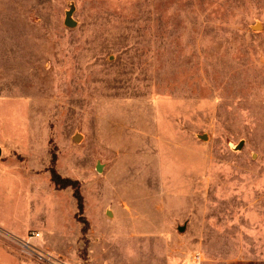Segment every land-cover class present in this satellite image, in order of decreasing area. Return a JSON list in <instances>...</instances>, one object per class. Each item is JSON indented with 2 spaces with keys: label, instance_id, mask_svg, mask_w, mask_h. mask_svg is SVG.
<instances>
[{
  "label": "rangeland",
  "instance_id": "374dc122",
  "mask_svg": "<svg viewBox=\"0 0 264 264\" xmlns=\"http://www.w3.org/2000/svg\"><path fill=\"white\" fill-rule=\"evenodd\" d=\"M0 148V264H264V0H0Z\"/></svg>",
  "mask_w": 264,
  "mask_h": 264
},
{
  "label": "trees",
  "instance_id": "16d2710c",
  "mask_svg": "<svg viewBox=\"0 0 264 264\" xmlns=\"http://www.w3.org/2000/svg\"><path fill=\"white\" fill-rule=\"evenodd\" d=\"M55 161V156H52V163ZM51 171V179L55 183L58 189H63L67 187H73L74 196L78 201L79 210L76 213V218L83 224L82 226V235L85 236L90 230V223L88 219L84 216V197L80 192V183L78 180H74L69 177H63L58 173V171L52 167Z\"/></svg>",
  "mask_w": 264,
  "mask_h": 264
},
{
  "label": "water",
  "instance_id": "95a60500",
  "mask_svg": "<svg viewBox=\"0 0 264 264\" xmlns=\"http://www.w3.org/2000/svg\"><path fill=\"white\" fill-rule=\"evenodd\" d=\"M66 24L69 25V26H74L75 22L73 20H71V19H68V20H66ZM1 154H2V150L0 148V156H1ZM182 229H183V227H182Z\"/></svg>",
  "mask_w": 264,
  "mask_h": 264
},
{
  "label": "built area",
  "instance_id": "2783aa9c",
  "mask_svg": "<svg viewBox=\"0 0 264 264\" xmlns=\"http://www.w3.org/2000/svg\"><path fill=\"white\" fill-rule=\"evenodd\" d=\"M39 235V233H35V236H38Z\"/></svg>",
  "mask_w": 264,
  "mask_h": 264
}]
</instances>
